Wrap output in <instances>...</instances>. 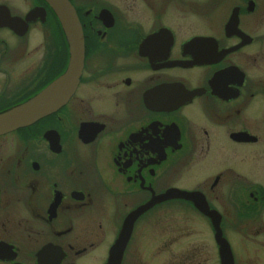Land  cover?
<instances>
[{
    "label": "flooded vegetation",
    "instance_id": "flooded-vegetation-1",
    "mask_svg": "<svg viewBox=\"0 0 264 264\" xmlns=\"http://www.w3.org/2000/svg\"><path fill=\"white\" fill-rule=\"evenodd\" d=\"M65 2L82 39L72 90L59 85L71 42L53 2L0 0V114L49 85L69 93L0 133V264H107L113 246L118 264H149L157 242L165 255L201 235L209 251L195 242L171 263L213 251L220 264L199 205L234 264L230 226L240 264H263L264 0ZM170 188L194 200L150 206Z\"/></svg>",
    "mask_w": 264,
    "mask_h": 264
},
{
    "label": "water",
    "instance_id": "water-1",
    "mask_svg": "<svg viewBox=\"0 0 264 264\" xmlns=\"http://www.w3.org/2000/svg\"><path fill=\"white\" fill-rule=\"evenodd\" d=\"M49 1V0H48ZM53 2L58 18L66 31L71 42V58L68 69L59 79V85L64 81L65 85L70 84V90L76 84L82 66V39L79 22L68 6L65 0H50ZM70 10V11H69ZM58 82V81H57ZM56 82V83H57ZM57 84H55L56 87ZM53 86L49 85L40 91L36 96L32 97L24 104L9 110L8 112L0 114V133L13 130L17 127L29 124L38 118H41L51 112L59 102L67 98L68 91L65 90L62 95L60 92L53 93ZM182 197L185 199L194 200V194L177 190L168 189L161 195L151 200V205L159 201L168 200L172 198ZM150 205V206H151ZM148 206V205H147ZM198 208L206 213L212 220L215 230V240L218 244V252L220 257V264H234L230 245L222 236V231L219 223V217L215 216V211L209 210L207 206L199 205ZM116 248L113 246L107 264H118L116 255Z\"/></svg>",
    "mask_w": 264,
    "mask_h": 264
},
{
    "label": "rangeland",
    "instance_id": "rangeland-1",
    "mask_svg": "<svg viewBox=\"0 0 264 264\" xmlns=\"http://www.w3.org/2000/svg\"><path fill=\"white\" fill-rule=\"evenodd\" d=\"M187 228V227H185ZM229 228V233H230V240H231V245L233 247V250H234V253L236 255V261L238 262L239 259H240V262L243 261V257H242V254H241V245H239V242L238 240H240V235H239V230H237L236 228L237 227H228ZM168 229V228H167ZM169 230V229H168ZM168 233V232H167ZM150 234H151V242H154L153 240V232L152 230L150 231ZM263 237V242H264V235L262 236ZM194 239V240H193ZM198 243V242H203L205 246H203V244H200L199 245V249L202 253H205V251H209V248L208 246H210V241L208 240V238L205 236V235H201L200 238L199 236L198 237H183V239H181L180 242H178L176 244V242L173 244V246L171 245H167L169 242L167 241L166 242V246L164 248V250L166 251V254L165 255H160L159 253L161 252V248L163 247L162 246V242H157L155 247L153 248L152 250V254L150 256V262L149 264H172L171 263V251L172 250H176V249H182L183 252H189L190 251V248L192 246L193 243ZM252 244V243H251ZM151 245V244H150ZM208 245V246H207ZM158 246V247H157ZM259 245H255V244H252V248H258ZM159 248V249H158ZM156 249H158V252H156ZM260 249V248H258ZM214 250H215V247H214ZM155 251V252H154ZM213 251H211L210 255H209V258L207 257V260L208 261V264H217V260H216V256H213ZM241 254V256H240ZM206 257V256H205ZM192 261V258L190 259L189 257L186 258V264H192L191 263ZM240 262H238L237 264H240ZM263 264H264V261H263Z\"/></svg>",
    "mask_w": 264,
    "mask_h": 264
}]
</instances>
